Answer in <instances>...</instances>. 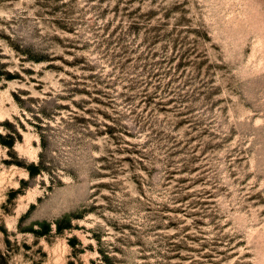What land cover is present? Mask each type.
I'll list each match as a JSON object with an SVG mask.
<instances>
[{
	"label": "rangeland",
	"instance_id": "1",
	"mask_svg": "<svg viewBox=\"0 0 264 264\" xmlns=\"http://www.w3.org/2000/svg\"><path fill=\"white\" fill-rule=\"evenodd\" d=\"M0 264H264V0H0Z\"/></svg>",
	"mask_w": 264,
	"mask_h": 264
},
{
	"label": "trees",
	"instance_id": "2",
	"mask_svg": "<svg viewBox=\"0 0 264 264\" xmlns=\"http://www.w3.org/2000/svg\"><path fill=\"white\" fill-rule=\"evenodd\" d=\"M34 168H36V166Z\"/></svg>",
	"mask_w": 264,
	"mask_h": 264
}]
</instances>
